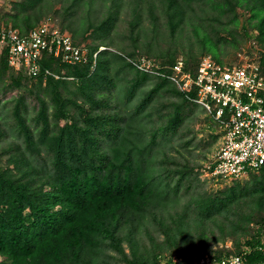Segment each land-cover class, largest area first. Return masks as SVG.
Wrapping results in <instances>:
<instances>
[{
	"label": "trees",
	"instance_id": "obj_1",
	"mask_svg": "<svg viewBox=\"0 0 264 264\" xmlns=\"http://www.w3.org/2000/svg\"><path fill=\"white\" fill-rule=\"evenodd\" d=\"M13 8L1 20L22 34L60 14L56 26L98 55L93 66L45 53L42 69L58 78L29 76L0 56V264H169L173 252L183 264L205 254L264 261V175L252 187L196 193L193 168L168 149L197 103L133 63L145 57L168 74L181 46L194 73L204 54L221 62L255 31L264 47V0H19ZM10 90L17 94L2 99ZM228 223L249 237L235 252L211 249L212 225L224 232ZM142 231L148 250L134 244Z\"/></svg>",
	"mask_w": 264,
	"mask_h": 264
},
{
	"label": "built area",
	"instance_id": "obj_2",
	"mask_svg": "<svg viewBox=\"0 0 264 264\" xmlns=\"http://www.w3.org/2000/svg\"><path fill=\"white\" fill-rule=\"evenodd\" d=\"M101 47L100 50H102ZM5 53L10 67L29 76L54 75L43 70V55L50 54L65 64H96L98 52L93 56L85 45L76 44L72 35L59 29L49 19L44 20L27 34L6 25L0 16V56ZM142 71L170 79L201 105L213 118L222 140L204 173L216 178L239 179L264 166V66L260 56L242 51L231 62H218L211 54L201 57L196 71L186 70V62L178 58L170 73L160 72L159 65L145 57L133 61ZM194 92L195 97L190 94ZM260 249H263L260 247ZM169 264H183L173 256ZM193 264H264L248 263L244 255L231 254L221 258L205 254Z\"/></svg>",
	"mask_w": 264,
	"mask_h": 264
},
{
	"label": "rangeland",
	"instance_id": "obj_3",
	"mask_svg": "<svg viewBox=\"0 0 264 264\" xmlns=\"http://www.w3.org/2000/svg\"><path fill=\"white\" fill-rule=\"evenodd\" d=\"M19 0H0V12H12L14 10V3ZM59 6L56 7L58 9ZM60 14H57L56 16L54 14L47 15L43 18L41 22H43L46 19H49L50 23H53L56 25V23L61 21ZM248 18V14L244 12L240 16V25L246 26V21ZM40 22V23H41ZM70 32V31H69ZM71 33V32H70ZM257 33L256 31L254 34H251V37L245 41H242L239 48H235L233 46H229L226 48V50L223 52V55L221 56L222 61L221 62H231L237 59L238 54L240 52L244 51H251V53L255 56L262 55V52L264 51V47L261 46L259 41L256 39ZM193 37V36H192ZM178 41H182L183 39H177ZM195 41V40H194ZM87 42H84V44L87 45ZM173 45V44H172ZM175 47H178L175 44ZM115 48H120L118 45L113 46L112 48H109L110 50L114 51ZM105 49V47H103ZM187 49L179 47L178 48V58H183L185 61L187 59ZM208 54V53H207ZM210 54V53H209ZM205 55V54H204ZM212 55V54H211ZM16 95V90L9 91L6 94L2 95V99H8L13 95ZM26 101L28 104L30 103L31 106L33 104H36V99L34 96H26ZM187 108H185L186 110ZM186 118L184 119L183 124L179 127V135L181 139H178L175 142V148H169L168 149V157L171 160H175L178 162L179 165H188V167L193 168L192 177L195 178V192L198 193L199 191L203 192V195H217L219 192L226 190L231 187H252L255 182L258 181V183L261 181L263 175H264V166L256 171V172H250L248 175H246L243 178L239 179H226V178H216L212 177L210 175H207L204 173V168L206 165L211 163L220 147L222 136L221 132L219 131V128L217 127L215 121L213 120L212 116L199 104H197L191 111L186 110ZM4 158H6L4 156ZM171 164V163H170ZM185 186L183 184V187L181 188V195H183L185 191ZM194 191H191L190 194H186L184 196L183 201H188L193 195H196ZM189 195H192L191 197ZM185 203V202H183ZM211 227V226H210ZM223 226H215L212 225L211 229L213 233H209V240L207 245L211 247V249H217V250H229L230 252L237 250V241H244L246 238H248L246 235H242L241 233H235L232 234L230 223L225 224L224 226V232H222L221 228ZM226 227V228H225ZM251 229H258L259 224L251 223L250 224ZM226 229V230H225ZM125 236L127 234V231L122 232ZM121 233V234H122ZM120 234V235H121ZM160 240H163V234L160 235ZM263 241H264V233H262ZM132 237L134 239V244H138V249L141 250H148L149 248V240L146 237V234L144 231L141 233L138 232L137 234L133 235ZM123 246L125 248L126 253H131L129 241L127 239H124ZM209 247V248H210ZM244 248V244L241 246V248ZM109 250H107L108 252ZM165 253L169 252V250H165ZM110 255L117 256V253L115 251H109ZM173 256L175 258L179 257L176 252H173ZM197 253H193L191 251H187L186 258H197ZM194 259V260H195ZM111 261V260H108ZM110 264H125L123 262L118 263L116 260H113L110 262Z\"/></svg>",
	"mask_w": 264,
	"mask_h": 264
}]
</instances>
